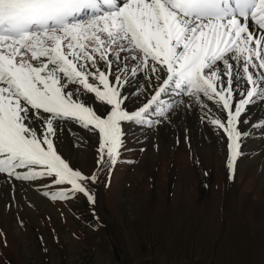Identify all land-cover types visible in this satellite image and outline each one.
I'll return each mask as SVG.
<instances>
[{"label": "snow or ice", "instance_id": "snow-or-ice-1", "mask_svg": "<svg viewBox=\"0 0 264 264\" xmlns=\"http://www.w3.org/2000/svg\"><path fill=\"white\" fill-rule=\"evenodd\" d=\"M140 73L153 94L129 112L123 88ZM85 93L110 110L98 114ZM170 93L227 111L226 123L210 122L227 134L233 169L239 117L264 100V0H0V173L54 177L92 200L85 182L96 176L71 168L56 149L62 123L98 131L114 165L122 122L151 124L149 110ZM44 194L67 198L64 190Z\"/></svg>", "mask_w": 264, "mask_h": 264}, {"label": "rangeland", "instance_id": "rangeland-1", "mask_svg": "<svg viewBox=\"0 0 264 264\" xmlns=\"http://www.w3.org/2000/svg\"><path fill=\"white\" fill-rule=\"evenodd\" d=\"M185 115V129L174 116L150 139L123 128L114 165L98 131L79 149L59 131L58 154L96 176L92 200L48 176L29 180L33 199L26 180L0 173V264H264V154L242 142L229 169L227 134L194 135ZM60 190L67 198L44 194Z\"/></svg>", "mask_w": 264, "mask_h": 264}, {"label": "bare ground", "instance_id": "bare-ground-1", "mask_svg": "<svg viewBox=\"0 0 264 264\" xmlns=\"http://www.w3.org/2000/svg\"><path fill=\"white\" fill-rule=\"evenodd\" d=\"M156 83L158 82L153 79L152 84ZM123 92L124 95L127 97L126 103L124 105L125 110L132 112L138 110L143 105V103H145L148 99H151V95L153 94V88L149 86V81L145 74L140 73L138 78L130 79L129 83L124 86ZM84 95L85 99L88 101V105L93 107L98 114H106L107 111L110 110L109 106L106 105L104 107L103 103L97 101L94 97V94L85 93ZM239 98L240 97L237 95L236 99L238 100ZM161 99L165 102L164 105H159V102H157V104H154L149 110V113L146 115V120H151V124L147 122L140 124L134 121L122 122V129L125 127H133L135 133L139 134L145 139H150L151 136L155 134L156 130H160L161 128H163L164 130L165 127H169L170 121L172 120V118H174V116L178 118V120H176L178 122L175 124V127L179 130L185 129L183 123L180 122V118L186 116L185 114H187L189 111L190 115H192L193 119L195 120V122L192 124L193 126H196L195 130H193L194 135L205 134L207 137H210L213 140H216V138L214 137L216 135L214 134L217 131L220 134L226 135L222 128H219L218 126L210 122L211 119L219 118L223 122L222 117L224 116V114H222L217 109L218 107L216 108L217 104L215 102L207 100V98H202L203 104L207 105V107H203L201 103L196 102L194 99L188 96L181 97L171 93L167 95L162 94ZM187 100L189 102H187ZM168 104H172V107L169 108L164 115H158V107H166ZM190 115H187L188 119H190ZM260 125H264V100L256 98L253 103H250L245 107V110L241 113V116L239 117V122L236 125L237 130L242 133L239 142V149H242L245 146V144L243 146L241 145L242 142H245L248 147H254L255 149H259L260 154H264V128H261ZM61 127V136L64 140V145L66 149H79L76 147L80 146L82 141L79 142L78 138L82 140H87L90 139L93 135H98L95 131L85 129L72 120L64 121ZM87 133L90 134L85 136V134ZM59 139H61V137H58L57 141ZM23 184H27L26 189L31 192V194L33 193L35 195L33 199L35 198L40 201L43 200L39 195H36L34 193L36 191H33L31 188H29V180H26V182H24Z\"/></svg>", "mask_w": 264, "mask_h": 264}]
</instances>
